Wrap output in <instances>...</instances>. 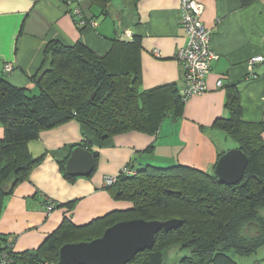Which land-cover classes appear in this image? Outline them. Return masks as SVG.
<instances>
[{
	"label": "crops",
	"instance_id": "0c3cea01",
	"mask_svg": "<svg viewBox=\"0 0 264 264\" xmlns=\"http://www.w3.org/2000/svg\"><path fill=\"white\" fill-rule=\"evenodd\" d=\"M200 1L205 6L202 18L210 30L211 48L219 54L206 78L208 90L192 96L179 117H167L156 135L131 131L99 140L76 120L43 130L28 145L32 156L43 155V160L27 179L15 183L12 178L5 184L9 193L0 216V234L13 241L14 251L38 248L66 217L84 225L127 209L129 204L114 199L104 182L128 164L134 169L183 164L211 173L220 153L229 150L228 139L236 141L219 126L230 116L226 104L235 90L241 118L264 123V61L250 66L255 56L264 57V0L248 5L242 0ZM181 6V0H88L84 12L97 25L81 27L63 1L0 0L1 73L13 85L37 93L36 76L49 42L71 45L80 41L105 55L115 39L130 41L140 36L141 88L176 84L181 90L183 68L176 55L187 42ZM7 63L14 66L11 72L4 71ZM218 80L223 81L221 87ZM3 135L0 123V139ZM86 139L99 152L96 169L68 179L60 164L70 157L72 144ZM150 145L154 148L147 152ZM48 200L56 204L52 211L46 209ZM72 201L75 206L70 209L65 204ZM252 255L249 264H264V246Z\"/></svg>",
	"mask_w": 264,
	"mask_h": 264
},
{
	"label": "trees",
	"instance_id": "16d2710c",
	"mask_svg": "<svg viewBox=\"0 0 264 264\" xmlns=\"http://www.w3.org/2000/svg\"><path fill=\"white\" fill-rule=\"evenodd\" d=\"M140 55V36L130 41L115 39L105 55L80 41L71 45L51 41L36 76L38 92L34 95L30 88L13 85L0 70V123L4 128L0 139V216L9 193L6 181L27 179L43 160V155L34 158L28 147L43 130L76 120L99 140L131 131L156 135L167 117L182 115L186 103L176 84L141 88ZM226 107L230 116L219 126L249 158L244 178L238 184L219 181L217 162L211 173L183 164L146 165L130 175L120 172L117 181L106 187L114 199L129 204L127 209L109 212L84 225H76L66 217L33 250L16 252L13 241L0 234V250L8 251L22 264H60L61 246L100 237L119 221L178 218L183 221L178 228L160 230L153 247L139 252L126 264H164L165 252L173 246L192 252L176 264H236L230 252L242 256L256 253L264 246V123L241 118L237 90ZM77 146L93 152L98 162L99 152L92 150L90 140L70 147ZM153 148L150 145L146 151ZM65 162L60 164L61 171L73 180L76 176L65 172ZM65 205L71 209L75 201ZM120 213L127 216L117 218ZM253 223L259 225V234L253 233Z\"/></svg>",
	"mask_w": 264,
	"mask_h": 264
},
{
	"label": "water",
	"instance_id": "95a60500",
	"mask_svg": "<svg viewBox=\"0 0 264 264\" xmlns=\"http://www.w3.org/2000/svg\"><path fill=\"white\" fill-rule=\"evenodd\" d=\"M249 158L240 148L222 154L215 166L219 181L227 185L238 184L244 178ZM93 152L77 146L66 161L65 171L70 176H86L93 172ZM182 220H145L133 218L109 226L102 236L90 241L66 243L59 251L60 264H126L136 254L153 247L160 230L178 228ZM254 234L260 233L257 223L252 224ZM1 264V263H0Z\"/></svg>",
	"mask_w": 264,
	"mask_h": 264
},
{
	"label": "built area",
	"instance_id": "2783aa9c",
	"mask_svg": "<svg viewBox=\"0 0 264 264\" xmlns=\"http://www.w3.org/2000/svg\"><path fill=\"white\" fill-rule=\"evenodd\" d=\"M70 6V14L77 18L79 25L96 26L97 21L86 16L84 12V4L88 0H60ZM181 25L185 28L187 34V42L182 47L176 58L183 68L184 87L180 90V96L184 103H187L192 96L203 94L208 90L206 78L208 77L212 61L219 58V54L211 48V34L209 28L203 21L202 15L205 11V6L200 0H181ZM154 53L159 56V51ZM264 61L261 55L255 56L250 60V66L258 62ZM14 66L12 63H7L4 67L5 72H11ZM223 85L222 80L217 81V86ZM126 175L134 174L136 170L131 166H125L120 170ZM119 172V173H120ZM119 173L105 177V186L114 184L119 176ZM56 204L52 200H48L46 209L54 210ZM1 264H22L16 261L8 251L0 250Z\"/></svg>",
	"mask_w": 264,
	"mask_h": 264
},
{
	"label": "rangeland",
	"instance_id": "374dc122",
	"mask_svg": "<svg viewBox=\"0 0 264 264\" xmlns=\"http://www.w3.org/2000/svg\"><path fill=\"white\" fill-rule=\"evenodd\" d=\"M36 91H32L31 90V94H35ZM238 143L236 141H234L233 139L229 138L228 139V147L229 149L232 148H237ZM262 215H264V209L261 211ZM127 216V214L125 213H120L118 215H116L117 218H125ZM192 252L189 249H181L180 246H173L171 248H169L166 252H165V257H164V264H176L180 261V259L184 256H188L191 255ZM230 255L233 257L234 261L236 262V264H249V256H242L237 254L236 252H230ZM253 255H257V252L254 253ZM252 255V256H253ZM26 264H31V263H26Z\"/></svg>",
	"mask_w": 264,
	"mask_h": 264
}]
</instances>
